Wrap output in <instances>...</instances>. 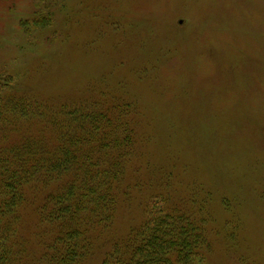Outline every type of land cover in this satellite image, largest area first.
Segmentation results:
<instances>
[{"label":"rangeland","instance_id":"obj_1","mask_svg":"<svg viewBox=\"0 0 264 264\" xmlns=\"http://www.w3.org/2000/svg\"><path fill=\"white\" fill-rule=\"evenodd\" d=\"M0 83L49 117L113 99L136 110L114 214L85 233L77 264L129 251L160 196L201 227L188 264H264V0H0ZM3 110L0 151L52 137L47 119ZM40 197L21 210V264L52 263Z\"/></svg>","mask_w":264,"mask_h":264},{"label":"trees","instance_id":"obj_2","mask_svg":"<svg viewBox=\"0 0 264 264\" xmlns=\"http://www.w3.org/2000/svg\"><path fill=\"white\" fill-rule=\"evenodd\" d=\"M31 23L41 27L48 20ZM7 87L0 83L4 112L28 121L47 119L54 133L47 141L23 137L12 148L0 151V264H21L25 257L21 210L30 204L31 193L43 195L31 205L36 207L39 225L50 229L46 258L53 264H77L85 233L107 224L114 214L126 163L136 154L132 151L136 110L131 103L113 99L111 104L58 107L49 117L41 105L10 102L11 88ZM24 108L28 114L24 115ZM163 202L162 196L157 197L129 251L103 264H188L197 256L201 227L189 222L185 212L172 214L159 207Z\"/></svg>","mask_w":264,"mask_h":264}]
</instances>
